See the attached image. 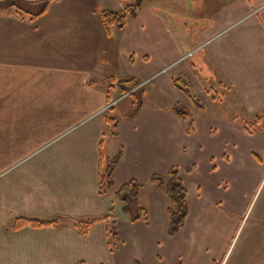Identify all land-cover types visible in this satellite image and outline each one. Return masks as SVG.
<instances>
[{
	"label": "crops",
	"instance_id": "0c3cea01",
	"mask_svg": "<svg viewBox=\"0 0 264 264\" xmlns=\"http://www.w3.org/2000/svg\"><path fill=\"white\" fill-rule=\"evenodd\" d=\"M121 1L57 0L35 18L0 6V264H264V0H192L191 28L163 11L181 0H147L108 33L100 12ZM211 81L231 104L209 102ZM137 91L142 103L118 108ZM38 109L60 113L57 139L68 135L22 163L21 148H37ZM100 149H122L105 197ZM173 167L189 213L170 234L169 200L151 177ZM132 179L147 221L132 222L117 197ZM108 214L121 239L113 252L107 221L86 235L72 224ZM18 217L57 223L14 229Z\"/></svg>",
	"mask_w": 264,
	"mask_h": 264
},
{
	"label": "trees",
	"instance_id": "16d2710c",
	"mask_svg": "<svg viewBox=\"0 0 264 264\" xmlns=\"http://www.w3.org/2000/svg\"><path fill=\"white\" fill-rule=\"evenodd\" d=\"M3 1L7 0H0V3ZM55 1L57 0H40L36 2L11 0L10 6L14 7L15 11L20 16L28 13L32 15V18H35L45 13L50 5ZM21 3H24L25 5H21ZM35 6H40L37 12H34L31 9ZM140 6V3H131L124 10L120 11L102 9L100 14L106 31L109 33L114 27L123 28L126 24L128 16L136 15ZM176 84L184 91V93L191 96L184 79L176 80ZM133 86H138V82L131 81L127 83L122 90L126 91ZM175 112L181 117H189L190 115L188 110H185L180 106L175 107ZM106 120L114 127L117 125L116 123H118L117 118L109 115H106ZM189 129L190 131L192 130L191 125ZM121 155L122 149L112 158L106 157L100 149L98 180L99 192L103 197H105L114 187L115 170ZM151 182L154 183L168 197L169 232L170 234H175L185 225L189 213L188 190L180 176V170L177 167H173L167 175L154 174L151 177ZM143 187L144 185L139 181L132 179L122 184L116 192L117 197L122 200L124 210L129 215L132 222L148 220V211L141 203ZM111 216L108 214L101 217L77 218L72 221V224L80 234L86 235L96 222L100 220L107 221L108 242L110 249L113 252L118 248L121 239L117 229V218L114 215L111 220ZM54 223H57V220L18 217L14 220L13 228L18 229L25 226L43 227Z\"/></svg>",
	"mask_w": 264,
	"mask_h": 264
},
{
	"label": "rangeland",
	"instance_id": "374dc122",
	"mask_svg": "<svg viewBox=\"0 0 264 264\" xmlns=\"http://www.w3.org/2000/svg\"><path fill=\"white\" fill-rule=\"evenodd\" d=\"M119 1H121V0H119ZM146 1L147 0H124V1L122 0L121 2L123 4L121 5V7H123L125 9V7H127L131 3H134V4L140 3V4H142V3L146 2ZM180 2H181L180 6L179 5L175 6L174 4L173 5L169 4V6H165L163 8V11H164V13H166V14L171 16V18L173 19V21L175 22L177 27L181 26V27H189V28H191L192 27V15H191L192 14V0H181ZM10 4H11V0H7V1H3L2 3H0V6L12 7V6H10ZM21 5H25V4L21 3ZM39 8H40V6H35V7H32L31 9L34 12H37L39 10ZM139 10H140V7H139ZM114 11H117V10H114ZM24 15H26V14H24ZM132 16H134V15H132ZM193 51L195 52L196 50H193ZM192 53L193 52H192V49H191V52H188L186 56H190L191 57ZM199 55H200V53L197 55V57ZM190 61H192V57L190 58ZM209 85H210L209 86V91L211 92V94H208V95L210 97L214 96V95H217V98H215V99L211 98V100H209V102L212 103V105L214 107H219L222 104L223 105L231 104L230 98H229L226 90L220 88L219 85H217L215 81H211L209 83ZM136 89H137V86H133V87L127 89L126 91L122 90V93L124 95H126V94H128L130 92H134ZM140 94L141 93L139 91H137L136 95H132V96L128 97L127 99L122 100L121 101L122 103L120 104V106L118 108L123 107L128 102H130L131 100H134V102L136 104L142 103L143 101L141 99V95ZM203 101L205 102V100H203ZM195 104L197 105L198 101H195ZM189 106L192 109V105H189ZM180 107L185 109V110H188L189 113H192L191 110H189L187 106H180ZM225 108H230V107L229 106H225ZM116 109H117L116 106H115L114 110L111 109V112H110V116L111 117L115 116ZM212 111L213 110H210V108H208L207 113H210ZM46 114H47V116H46ZM46 114H45V112L42 109H40V110L38 109L37 148H21V161H22V163H23V161L25 159L32 158L35 155H36V160L37 161H43L45 154L49 150L54 149V147H55V146H52L50 144L51 143L54 144V143L58 142L59 140H61L64 136L68 135V133L66 132V134L64 136H61L60 138L57 139V135H59V134L61 135V133H65V131H57V126H58V123L60 122V120H58V117H59L60 113H58V112H56V113L48 112ZM98 114H101V112L94 113V116L98 115ZM44 119H52V120L45 121ZM252 122H254V121H252ZM254 124H255V122H254ZM72 129L73 128L69 129L68 132L71 131ZM106 133H107V138H108L109 135H110L109 134L110 133L109 128L107 129ZM53 139H56V140L53 141ZM108 140L109 139H107L106 141L108 142ZM248 217L249 216H247V218ZM253 221H254V215H251V217L249 218V221L247 223V226L251 225V223H253Z\"/></svg>",
	"mask_w": 264,
	"mask_h": 264
},
{
	"label": "built area",
	"instance_id": "2783aa9c",
	"mask_svg": "<svg viewBox=\"0 0 264 264\" xmlns=\"http://www.w3.org/2000/svg\"><path fill=\"white\" fill-rule=\"evenodd\" d=\"M114 103H115V102H114ZM114 103H112V104H114ZM110 106H111V105H108L105 109L109 108ZM105 109H104V110H105Z\"/></svg>",
	"mask_w": 264,
	"mask_h": 264
}]
</instances>
